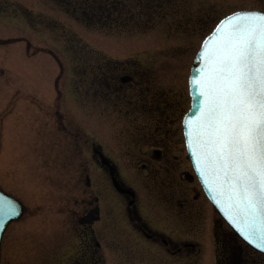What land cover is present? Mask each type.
<instances>
[{"label": "rangeland", "instance_id": "1", "mask_svg": "<svg viewBox=\"0 0 264 264\" xmlns=\"http://www.w3.org/2000/svg\"><path fill=\"white\" fill-rule=\"evenodd\" d=\"M0 9V154L5 146V117L12 103L21 100L22 81L32 80L37 95H51L50 87L59 93L56 107L53 99L34 104L35 110L23 109L19 125L15 122L9 128L8 147L20 143L30 166L21 177L19 171L0 168V188L23 205L19 219L3 233L0 264H12L15 256L20 258L18 264H213L206 207L199 210L200 251L192 261H172L155 252L140 259L138 252L127 257L132 234L123 221L121 204L109 193L103 194V200L112 209L117 228L107 230L112 222L96 224L102 246L90 254L86 234L74 218L84 195L74 188L72 167L60 160L67 148L64 131L89 138L100 120L112 121L113 109L102 105L97 115L91 112L94 99L86 96V87L95 86V66L104 61L115 62L119 68L130 69L128 62L146 69L150 84L159 86L168 100L180 92V131L181 113L190 102L186 80L200 41L228 13L264 10V0H0ZM56 109L61 118L54 124ZM25 120L32 125L20 126ZM182 168L189 169L187 164ZM147 206L157 210H150L151 218L161 213L155 205ZM160 216L161 227L171 229L175 236L183 234L180 219L173 216L163 221ZM35 218L38 226L31 222ZM151 222L160 227L161 221Z\"/></svg>", "mask_w": 264, "mask_h": 264}, {"label": "flooded vegetation", "instance_id": "2", "mask_svg": "<svg viewBox=\"0 0 264 264\" xmlns=\"http://www.w3.org/2000/svg\"><path fill=\"white\" fill-rule=\"evenodd\" d=\"M127 64L132 67L119 68L111 61L95 66V86L86 87V96L94 99L91 112L100 115L102 105L113 109L112 121L100 120V127L89 138L64 131L67 148L60 160L72 167L74 188L84 195L74 218L86 234L90 254L102 246L95 234L96 224L112 222L107 230L117 228L112 209L103 200V194L109 193L121 204L123 221L132 234L127 257L138 252L140 259L148 258L149 252H155L172 261H192L200 251L199 210L206 207L212 226L213 264H264V255L240 240L212 209L193 174L182 137L185 111L178 122L180 131L177 128L180 92L168 100L159 86L150 84L146 69ZM51 90L56 100L59 93L54 87ZM59 114L57 109L53 111L54 124L61 118ZM185 164L189 169L182 168ZM149 203L161 211L153 214L157 217L151 218L150 210H157L148 208ZM160 215L163 221L173 216L180 219L183 234L175 236L171 229L161 227ZM152 219L161 221L160 227Z\"/></svg>", "mask_w": 264, "mask_h": 264}, {"label": "snow or ice", "instance_id": "3", "mask_svg": "<svg viewBox=\"0 0 264 264\" xmlns=\"http://www.w3.org/2000/svg\"><path fill=\"white\" fill-rule=\"evenodd\" d=\"M194 63L185 142L215 206L264 249V11L224 16ZM21 214L14 200L0 201V221Z\"/></svg>", "mask_w": 264, "mask_h": 264}, {"label": "bare ground", "instance_id": "4", "mask_svg": "<svg viewBox=\"0 0 264 264\" xmlns=\"http://www.w3.org/2000/svg\"><path fill=\"white\" fill-rule=\"evenodd\" d=\"M36 77H38V75ZM37 80H39V79H37ZM22 82H23V86H22V88L20 87L22 91L19 94L21 100L17 101V103H15L14 106L12 103V105L10 106L11 112L9 115H7V117H5V119H6L4 121L5 146L3 147V150L0 154V168L3 170L10 168L9 171H12V172H15V171L18 172L19 171L18 173H19L20 177L22 174L25 175L26 170L30 166V164L28 163L29 157H28V154H26L25 151L22 150V148H21L22 146L20 143H16L15 146H13V147H10V148L8 147V144L11 143V138H10V135L8 134L9 128L15 122H17V124H18L19 121H21V119L24 117L23 109H29L30 112H32L33 110H35V107L33 106L34 104L39 106L43 103H51V100L52 99L54 100V97H55V96H53V93L51 95L48 94L46 96L43 93L37 95L36 94L37 90H33V81L30 79H28V80L24 79ZM41 83H46V82L42 81ZM36 86H39L37 84V82H36ZM50 88H48L49 91H50ZM38 112L39 111H36V113H38ZM59 116H61V112H60ZM30 125H32V122H29V120H25L24 123L22 122V124H20V126H22V127L23 126L26 127V126H30ZM31 185L32 184L28 185V187H30ZM20 186L22 188L25 187L21 183H20ZM25 189H27V188L25 187ZM37 221H38V218L31 220V222H33L36 226H38ZM27 251L31 252V249H28ZM15 253H18V252L13 253L14 255H17ZM18 260H20V258L18 256H15V258L12 259V264H18L19 263Z\"/></svg>", "mask_w": 264, "mask_h": 264}, {"label": "water", "instance_id": "5", "mask_svg": "<svg viewBox=\"0 0 264 264\" xmlns=\"http://www.w3.org/2000/svg\"><path fill=\"white\" fill-rule=\"evenodd\" d=\"M210 35H211V34H210ZM210 35H209V36H210ZM203 43H204V42H203ZM203 43H202V44H203ZM200 50H201V49H200ZM200 50H199V51H200ZM196 59H197V56H196V58L194 59V61H196ZM194 61H193V65H192V68H191V75L193 74L194 69H196V68L199 67V64H198V63H194ZM191 75H190V77H191ZM190 77H189V79H190ZM189 93H190V95H191V109H194V106H195V103H194V96L196 95V93L192 91V86L190 85V83H189ZM191 109H190V110H191ZM192 114H193L192 111H189L188 114L185 116L184 121H185V119H187L188 117L192 116ZM183 126H184V122H183ZM185 132H186V129H185V127H184V134H185ZM186 145H187V144H186ZM187 149H188V152H189L190 158L192 159V162H193V166H194V168H195V171H196V173H197V175H198V177H199V179H200V182H201V184H202V186H203V189L205 190V192H206V194L208 195L209 199H210L211 202L213 203L214 207H215L216 210L219 212V214H220V215L226 220V222H227V223L233 228V230H234V231H235V232H236L241 238L244 239V237L240 234V232H239L238 230H236V229L231 225V223L228 221L227 217L224 215L223 211H222L219 207L215 206V204H214V199H213V195H214V194H213V193L210 191V189L204 184L202 178L199 176L198 171H197V169H196L195 161H194V159L191 157V153H190V150H189L188 146H187ZM4 200H14V201L20 206L21 213L23 212V206H22V204H21V202H20L19 200H17V199L14 198L13 196H11V195H9V194H7V193H4L3 191L0 190V201H4ZM20 216H21V215L15 217V218H12V219H8L7 217H5L2 221H0V242H1V237H2V234H3V232H4L5 228H6V226H7L11 221H13V220L19 218ZM244 240H245V239H244ZM245 241H246V240H245ZM246 242H247L248 244H250L251 246H253L254 248H256L257 250H260L261 252L264 253V249L257 248L255 245L249 243L248 241H246Z\"/></svg>", "mask_w": 264, "mask_h": 264}]
</instances>
